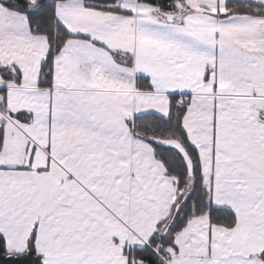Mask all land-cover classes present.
<instances>
[{
    "label": "snow or ice",
    "instance_id": "obj_1",
    "mask_svg": "<svg viewBox=\"0 0 264 264\" xmlns=\"http://www.w3.org/2000/svg\"><path fill=\"white\" fill-rule=\"evenodd\" d=\"M0 264H264V0H0Z\"/></svg>",
    "mask_w": 264,
    "mask_h": 264
}]
</instances>
